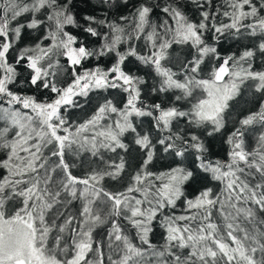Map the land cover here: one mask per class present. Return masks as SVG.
<instances>
[{
    "label": "snow or ice",
    "instance_id": "obj_1",
    "mask_svg": "<svg viewBox=\"0 0 264 264\" xmlns=\"http://www.w3.org/2000/svg\"><path fill=\"white\" fill-rule=\"evenodd\" d=\"M87 4L0 0V264H264V0Z\"/></svg>",
    "mask_w": 264,
    "mask_h": 264
},
{
    "label": "trees",
    "instance_id": "obj_2",
    "mask_svg": "<svg viewBox=\"0 0 264 264\" xmlns=\"http://www.w3.org/2000/svg\"><path fill=\"white\" fill-rule=\"evenodd\" d=\"M216 3H219L220 0H215ZM191 7V6H190ZM92 8L91 5H88L87 4V0H85V7L82 8V9H79V10H83V11H90ZM117 11H123V8L121 7H117L116 9ZM189 15H191V10H189ZM239 47V45L237 43H235L232 39L230 38H224L221 42V45H220V51H221V54L222 55H225V54H228L232 51H235L237 48ZM79 115V111L76 110L74 111L73 113V118H75V116Z\"/></svg>",
    "mask_w": 264,
    "mask_h": 264
}]
</instances>
